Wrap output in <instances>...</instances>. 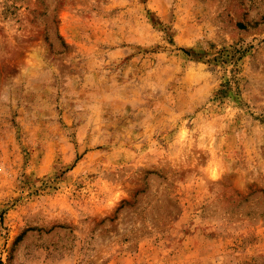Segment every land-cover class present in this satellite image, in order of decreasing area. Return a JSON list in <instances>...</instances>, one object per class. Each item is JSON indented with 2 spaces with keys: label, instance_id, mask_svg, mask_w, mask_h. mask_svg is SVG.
<instances>
[{
  "label": "rangeland",
  "instance_id": "obj_1",
  "mask_svg": "<svg viewBox=\"0 0 264 264\" xmlns=\"http://www.w3.org/2000/svg\"><path fill=\"white\" fill-rule=\"evenodd\" d=\"M0 264H264V0H0Z\"/></svg>",
  "mask_w": 264,
  "mask_h": 264
}]
</instances>
